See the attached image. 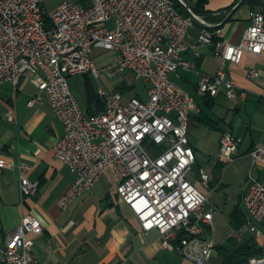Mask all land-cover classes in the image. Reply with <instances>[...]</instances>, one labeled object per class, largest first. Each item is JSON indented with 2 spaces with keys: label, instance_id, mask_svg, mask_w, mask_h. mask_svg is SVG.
Masks as SVG:
<instances>
[{
  "label": "built area",
  "instance_id": "obj_1",
  "mask_svg": "<svg viewBox=\"0 0 264 264\" xmlns=\"http://www.w3.org/2000/svg\"><path fill=\"white\" fill-rule=\"evenodd\" d=\"M182 14L170 0H63L49 13L45 0H0V84L18 85L29 79L46 92L65 133L55 146L58 160L75 174V180L59 198L67 208L91 190L108 169L114 173L117 191L141 222L144 232L158 229L164 249L177 252L194 264H206L216 253L208 227L216 207L190 177L196 152L190 143V127L197 108L195 96L173 79L180 68H191L182 53L188 49L190 29L201 25L197 37L214 45L220 57L216 74L204 73L198 94L230 98L247 96L226 70L228 62L240 63L246 52L264 56V12L252 10L251 23L239 43L230 42L220 24L205 17ZM112 23V26L109 24ZM94 47L109 51V74L131 72L148 84V100L126 96L101 86L98 96L104 110L87 114L69 83V77L101 68ZM250 78H258L256 67ZM264 103V90L261 93ZM38 98L29 101L34 106ZM10 121L15 115L8 114ZM239 139L225 132L220 158L231 163L239 153ZM151 146V148L148 147ZM253 167L264 166V144L252 153ZM0 159V170L14 167ZM21 191L36 196L40 183L28 177L31 166L18 164ZM201 184L208 186L211 173L200 169ZM250 189L244 204L247 227L257 239L264 237V183L249 174ZM244 228L234 232L242 240ZM44 232L41 220L26 212L8 236L1 264H42L33 254L35 237ZM264 249V243H262ZM245 264H264L251 257Z\"/></svg>",
  "mask_w": 264,
  "mask_h": 264
},
{
  "label": "crops",
  "instance_id": "obj_2",
  "mask_svg": "<svg viewBox=\"0 0 264 264\" xmlns=\"http://www.w3.org/2000/svg\"><path fill=\"white\" fill-rule=\"evenodd\" d=\"M206 9L205 18L212 24H220L230 42L239 43L251 23V11L264 12V0H210ZM200 29L199 23L190 29L189 47L182 53L191 68H180L173 74V79L196 98L190 143L196 152V161L198 155L206 162L201 168L209 170L211 182L203 186L190 173L189 177L209 199L212 191H223L227 200L223 203L224 208L228 201L231 203L228 236L224 238L219 225V205H215L214 220L208 227L216 244V253L206 264H223L225 254L236 251V243L252 240V234L246 231L249 218L244 204L250 180L237 193L228 189L238 173L247 172L249 178L252 171L264 183V166L253 167L251 155L256 147L264 144V103L261 98L264 56L246 52L240 63L228 62L226 65L238 86L247 90L246 97L239 92L233 99L224 92L212 99L202 97L198 94L200 77L204 73L216 74L220 57L214 45L198 42ZM253 67L260 71V76L255 79L248 76ZM33 98L38 101L30 106L29 101ZM94 102L96 105L86 111L87 114L104 110L98 101ZM10 113L15 115L13 122L8 119ZM225 132L234 134L240 141L239 153L231 163H225L221 158L216 160L212 152L214 148L220 152V139ZM64 133V124L46 92L40 91L29 79H22L18 85L0 84V159L15 163L14 167L0 170V260L8 236L20 224L23 215L32 212L44 226V232L35 237L33 247L35 258L42 264H194L181 254L164 249L158 229L142 230L139 218L119 196L111 169L67 208L60 207L59 198L75 180V174L55 154V146ZM21 163L32 167L27 175L40 183L36 196L22 194L18 167ZM220 166L223 175L219 182H214ZM238 205L247 217V222L240 227L244 228L242 240L233 236L239 228L231 223V214ZM261 243H264V237Z\"/></svg>",
  "mask_w": 264,
  "mask_h": 264
},
{
  "label": "rangeland",
  "instance_id": "obj_3",
  "mask_svg": "<svg viewBox=\"0 0 264 264\" xmlns=\"http://www.w3.org/2000/svg\"><path fill=\"white\" fill-rule=\"evenodd\" d=\"M62 1L63 0H45V6L48 9L49 13H53ZM109 25L112 26V23H110ZM93 57L96 59L98 67L101 68L100 77H96L93 73L77 74L69 77L70 86L76 93L80 104L82 105L85 111L91 110V107L96 105V102L91 101L90 93L94 92L95 94H98V90L101 86H105L110 90L122 91L126 96L129 97L138 96L143 100H148V84L144 80L137 79L131 72H119L114 77L109 74L110 63L113 60V56L109 51H106L99 47H94ZM122 85H126L128 87V90L125 88V86L123 87ZM132 87H134V89L131 90ZM148 147L151 148V146L149 145ZM212 152L216 160L220 159V152H218L216 148H214ZM197 158L198 160L193 165V169L190 174L192 175L193 179L200 180V168L206 165V162L202 160V158L199 159L198 155ZM223 171L224 170L221 166L217 168L215 172L214 182H219L223 175ZM245 173H238L236 175V177L234 178L235 182L232 184L231 188L228 189L229 192L237 193L241 187H243L247 182H249V178ZM210 182L211 179L209 183ZM225 197L226 195L223 191H212L211 198L208 202V207L212 205H219L220 207L219 212L221 214L219 217V225H221L222 227V235L224 236V238L228 236V231L231 229L229 217L231 213V203L228 201V204L224 208L223 203L227 201L225 200ZM261 227L264 231V225H262ZM246 229H248L246 231L250 232L248 227ZM252 239L257 241L258 244H260V246L262 247L261 240H257L253 235ZM228 243H230V241H228Z\"/></svg>",
  "mask_w": 264,
  "mask_h": 264
},
{
  "label": "trees",
  "instance_id": "obj_4",
  "mask_svg": "<svg viewBox=\"0 0 264 264\" xmlns=\"http://www.w3.org/2000/svg\"><path fill=\"white\" fill-rule=\"evenodd\" d=\"M175 4V6L179 9V11L188 16L190 15V11L187 6H185L180 0H170ZM189 6V8L197 15L205 17L208 14V10L206 6L210 0H196L195 4L192 3L193 0H185ZM123 86V85H122ZM128 90V87L124 85ZM123 86V87H124ZM134 87L131 88V90ZM91 101H98L100 104L101 110L104 109V104L99 98L98 94L90 93ZM207 99H212L213 96H206ZM247 222V217L244 213V210L240 205H238L231 214V223L235 228H240ZM237 249L234 253H226L224 257L223 264H245L250 260L251 257H263L264 250L255 240H247L244 242L235 244Z\"/></svg>",
  "mask_w": 264,
  "mask_h": 264
},
{
  "label": "water",
  "instance_id": "obj_5",
  "mask_svg": "<svg viewBox=\"0 0 264 264\" xmlns=\"http://www.w3.org/2000/svg\"><path fill=\"white\" fill-rule=\"evenodd\" d=\"M185 6H187L188 7V9H190L189 8V6H188V4H187V2L185 1V0H180Z\"/></svg>",
  "mask_w": 264,
  "mask_h": 264
}]
</instances>
